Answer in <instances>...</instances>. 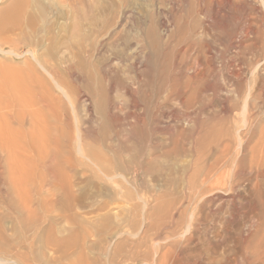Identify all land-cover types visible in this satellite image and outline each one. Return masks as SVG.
Instances as JSON below:
<instances>
[{"label":"rangeland","instance_id":"rangeland-1","mask_svg":"<svg viewBox=\"0 0 264 264\" xmlns=\"http://www.w3.org/2000/svg\"><path fill=\"white\" fill-rule=\"evenodd\" d=\"M247 1L261 12L250 10L244 17L235 5L227 16L214 18L209 0H0L5 19L0 75L30 64L46 79L57 134L62 141L69 137L60 158L68 152L71 157L70 167L61 163L60 174H27L25 156H1L0 264H156L164 253L193 254L187 240L215 229L227 241L228 259L242 264L249 237L264 230V157H253L264 125V51H259L264 4ZM190 5L196 12L186 16ZM15 18L18 26L4 25ZM179 20L198 43L187 57L188 44L179 42L184 34H175ZM149 31L160 37L162 54L174 55V62L143 51ZM197 56L201 63L211 59L213 69L212 103L202 112L223 117L224 108L230 111V139L201 147L195 142L198 130L176 138L177 128L190 130L184 107L168 100L148 112L141 95L152 84L153 61L174 63L173 73L189 77ZM90 75L97 96L100 83L112 89L107 92L112 123L103 141L98 140L100 112L83 80ZM238 75L241 89L234 95ZM223 143L229 145V159L221 154ZM253 162L262 168L259 174ZM216 175H224L223 184L208 189L204 180L214 182ZM195 247L197 254L205 253L201 243Z\"/></svg>","mask_w":264,"mask_h":264},{"label":"bare ground","instance_id":"bare-ground-1","mask_svg":"<svg viewBox=\"0 0 264 264\" xmlns=\"http://www.w3.org/2000/svg\"><path fill=\"white\" fill-rule=\"evenodd\" d=\"M195 1L199 2L200 0H195ZM202 1L203 0H201V3H202ZM204 1H206V0H204ZM260 2L264 4V0H260ZM253 3L255 4V2H253ZM209 5L210 6H208V8L210 7V10H211L214 18H217V17L222 18L224 16H227L231 12V10L235 11V7H236L235 5H237V7L239 8V10L237 12H239L242 15H246L244 17H247V12L248 11L250 12V10H252L253 13L254 12L260 13L261 12V9L259 7L253 6V5L251 6L247 0H209ZM233 6H235L234 9H232ZM200 7H201L200 9H202L203 4H201ZM18 10L19 9L14 10L15 11L14 13L16 16L19 13ZM9 12H11V11H9ZM195 12H196L195 7H193V5H190L186 11V16H191ZM239 13L237 15H239ZM233 15L236 16V14H233V12H232V15L230 17H232ZM235 16H233V17L235 18ZM240 17H242V16H240ZM16 18L12 22H6L4 25L10 26V27L11 26H18L19 22H18V20H16ZM225 18H227V17H225ZM4 21H5V19H3L2 15H1L0 16V26L3 25ZM242 21H241V23L243 24ZM236 22H240V21L238 20ZM248 23H244L245 26L246 25L250 26V24H248ZM175 26H174L175 31H176L175 34H179L180 37H181V33L184 34V36L181 37L179 42L182 44H184V43L188 44L186 46L187 49H185L183 51V56L187 57L189 52H192V51L194 52L193 48L195 49V47H197L198 43L193 38L192 29L185 28L183 25H181L180 20L176 23ZM235 26H236V24H235ZM240 26H242V25H240ZM243 30H244V28H243ZM237 31H238V29H237ZM239 31H240V29H239ZM154 32L152 33L149 31L145 34L147 42L145 44L143 42L141 44V48L143 49V51L150 50L158 58L160 56L162 58L166 57L167 60L170 59L171 61L174 62L175 61L174 55L171 56V55L162 54L163 48H162L161 39ZM261 42L264 43L263 41H261ZM257 47H259V45H257ZM250 49H251V47H250ZM256 49L257 48H255V51H256ZM258 49H257V51H258ZM206 50H209V49H206ZM260 50L264 51V47L261 48V46H260L259 51ZM235 51H236V49H235ZM252 51H254V49ZM180 52H181V50H180ZM153 53H151V54H153ZM235 54L237 55V53H235ZM244 58H246V57H244ZM246 59H248V58H246ZM210 60L211 59L206 58V61L201 63V61L199 60V57L197 56L196 59L192 62L193 63L192 66L194 67V70L192 69L193 73L189 77L188 76L187 77H183V76L181 77V76H178L177 73H173V72H175L174 70H172V68L173 69L175 68L174 63H171L168 61H167L168 63H166L165 61L161 62V59H160V61L155 60V61H153L155 73L153 76L152 84L150 86H148L147 90H145L141 93L142 102L144 104L143 106L145 107V110L148 112H149V110H152L153 108H157L156 106L159 105V103L161 105L168 100L178 102V104L182 108L184 107L187 110L186 116H187V119L189 118V124L191 123L190 130L188 133H186L185 131H182L181 129L177 128L176 138L182 139V138H185L186 136H192L194 130H196V131L198 130L199 132H197V137L195 139V142L199 147L203 146L205 144V142H207V141L216 142V141H222V139H225V140L230 139V131L228 130V127H227L228 125H230V123L228 121L229 119L227 118L228 117L227 115L230 112L229 110H227L228 107L226 109L224 108V110L222 111L223 117H221L219 115L216 116V115H214V113L211 114V113H208L206 111L202 112V110H201V107H203V106L206 107L212 103L211 102L212 99L210 97V94H211V92H213L212 91L213 89L211 88V80H212L211 76L213 73V69L209 63ZM243 62H241L240 64L242 65ZM241 65H240V67H241ZM244 65H245V63H244ZM74 67H76V66H74ZM12 69L13 68H11L9 70L10 72L9 71H7V72L3 71L5 73L2 72L3 75L2 74L0 75V124H1L0 125V159H1V156L3 154H6V153L12 154V152H13V153L17 154V158H19L18 154L21 156L22 155L25 156L24 159H26V161L28 163V164H26V167L28 168V166H29V168H28L29 171L28 172L26 171L27 174H35L34 171L36 172V170L38 172L41 171V172H39L41 174L42 173L43 174H60L61 163H63L64 165L67 164V166L70 167L71 165H70L69 159L71 157L69 155L70 152H68V155L64 160H62L60 158L61 150L64 148H68L66 146L67 141H65V139H68L69 137H68V135L66 137L62 136L64 138L62 141L61 136H59V134H57L59 131L57 132V129L55 127V120H56L55 114L56 113L54 114L55 104H54V99L52 96V90L47 88L48 83L45 81L46 79H44V77H42L39 73H37V71L33 68L32 65L28 64L25 68L22 67V70L21 69L18 70L19 69L18 67H17V69L16 68H14L13 70ZM235 69H236V67H235ZM0 71H1V69H0ZM89 74H90V71H89ZM93 76H95V75H92V76L90 75V77H88L89 79L84 78L83 80L88 81V82L84 81V82L88 83V84H86L87 91H89V94L95 98V104L99 109L98 112H100L102 127H100V129H99L98 140L103 141L105 138V135L107 133L106 130L108 129V125H109V123H112V116L109 114V111H108V108L110 105V99H109V95L107 92L109 90L107 91L108 88H106V85L104 87L103 84L100 83L101 89L99 91V95L97 96V93L93 90V88H95V87H93L94 85L91 86L93 80H95V78H93ZM240 80H241V77H240V75H238L235 86H234L233 90L231 91L234 95H238V93L240 92V89H241ZM102 81H103V79L101 80V82ZM97 82H99V81H97ZM97 82H95V83L98 86L99 83H97ZM118 83H120V82H118ZM123 85H124V83H123ZM111 88H112V86H111ZM124 88L125 87H123V89ZM237 98H238V96H237ZM160 100H161V102H160ZM228 103H230V102H228ZM228 106H229V104H228ZM159 108H161V107H159ZM58 116H57V118H58ZM260 120H261V116H258L255 118V121L254 120L253 121L255 122L256 125H258ZM114 121H116L115 118H114ZM258 128H259V126H258ZM105 140H106V138H105ZM97 144H98V142H97ZM224 145L225 146L223 147L221 154L223 157L228 158L229 156H231L230 153L228 152V149H229L228 146L229 145L228 146L226 144H224ZM108 146H110V145H107L106 147H108ZM220 146L222 148V145H220ZM255 146H256L255 147L256 151L258 150V153H256V152H255L256 154L253 153V154H255V156H253V157L254 158L264 157V125H263V127H260L258 130V140H257ZM123 149H124V147H123ZM107 150H110V149L107 148ZM126 150H124V152ZM220 160H221V158H220ZM223 161H225V160H223ZM254 161H255V159H254ZM240 162H243V160ZM242 164H244V163H242ZM252 165H254L253 166L254 168L253 167L252 168L255 170V172L257 174H259L260 169H262V168H260L259 165L254 163V162L252 163ZM19 166H20V164H19ZM240 166H241V164H240ZM241 168H244V167H241ZM38 172H36V173H38ZM223 176L221 175V177H223ZM216 177H217V175H216ZM220 178H218L217 180H214L215 178L212 179V176H211V180H213L214 182L210 181V182H212V183H210V182H208V180H204V185H208L207 186L208 189L210 187H214L213 185L218 186L222 183ZM224 185L222 187L226 189L227 185H226V187ZM220 189H219V191H220ZM232 189L233 188H231V190ZM214 191L215 190H213V192ZM217 192H218V190H217ZM197 194H196V196L200 195V193L198 195ZM202 194H204V193H202ZM210 194L205 193L204 195L207 196ZM69 196L67 195L65 197L68 198ZM65 197L63 196L64 200L62 199V201H65ZM199 197H201V196H199ZM202 197L204 198V196H202ZM239 200H240V198H239ZM66 202H67V200H66ZM200 203H201V201H200ZM210 206H211V204H210ZM218 208H221V207H218ZM218 208H216V209H218ZM218 214H220V213H218ZM218 214H216V215H218ZM210 215L213 217V213L208 214V216H210ZM204 218L206 219V217H204ZM212 220L214 221L215 219L212 218ZM222 224H225V222H222ZM215 228H213V229H215ZM262 229H263V227H262ZM215 230L211 231L208 235L205 234L206 236H204L202 239L197 238L195 240H193V239L187 240V243L189 244V246L191 245V247L196 251V252H194L195 254L194 253L193 254L187 253L186 250H183V252H180V253H173V254L164 253L158 258L156 264H233L228 259L227 241H225V238L221 237L222 232H219V231L216 232ZM194 231H195V229H194ZM222 231H223V229H222ZM258 231L260 232L259 229H258ZM205 232L207 233V231H205ZM226 234L229 235L230 233L226 232ZM226 236H224V237H226ZM241 237H243V236H241ZM241 239H243V238H241ZM200 243H201L202 247L204 248V250H203L205 252L204 254H197L199 251L196 249L195 246L197 244H200ZM246 244L244 245V247L245 246L246 247L245 248L243 247L244 249L241 251V252H243L242 264H264V230H263L262 235H260L259 237H256V238H254V236L249 237L248 243H246ZM186 249H188V247H186Z\"/></svg>","mask_w":264,"mask_h":264}]
</instances>
